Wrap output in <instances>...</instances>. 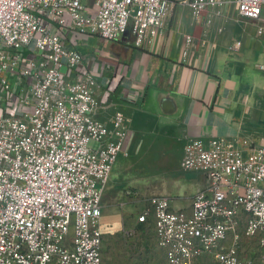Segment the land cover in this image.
<instances>
[{
  "label": "built area",
  "instance_id": "obj_1",
  "mask_svg": "<svg viewBox=\"0 0 264 264\" xmlns=\"http://www.w3.org/2000/svg\"><path fill=\"white\" fill-rule=\"evenodd\" d=\"M179 3L196 15L224 4ZM173 6L93 0L89 12L85 0H0V264H103V198L119 157L129 155L130 131L123 112L110 125L95 116L97 77L65 37L80 32L107 44L131 30L144 49ZM236 6L256 20L264 0ZM240 145L222 138L186 144L184 170L206 180L189 214L167 197L150 198L139 223L154 215L166 264H253L243 234L264 255V144L248 153L249 143Z\"/></svg>",
  "mask_w": 264,
  "mask_h": 264
},
{
  "label": "crops",
  "instance_id": "obj_2",
  "mask_svg": "<svg viewBox=\"0 0 264 264\" xmlns=\"http://www.w3.org/2000/svg\"><path fill=\"white\" fill-rule=\"evenodd\" d=\"M169 1L171 15L144 49L135 47L131 30L107 44L80 32L65 37L70 49L89 57L87 69L97 77L95 116L110 125L120 111L130 133L145 134L153 126L155 132H172L184 145L196 139L222 138L238 146L247 141L248 153L264 144V71L259 68L264 65V6L253 20L239 15L237 0H221L220 9L199 15L180 0ZM85 5L92 12L93 0ZM131 145L116 164L130 157ZM205 187L204 176L187 173L165 197L173 210L189 214L194 196ZM190 196L189 205L174 203L173 197ZM110 210L105 212L103 204L102 232L103 222L118 216Z\"/></svg>",
  "mask_w": 264,
  "mask_h": 264
},
{
  "label": "rangeland",
  "instance_id": "obj_3",
  "mask_svg": "<svg viewBox=\"0 0 264 264\" xmlns=\"http://www.w3.org/2000/svg\"><path fill=\"white\" fill-rule=\"evenodd\" d=\"M171 133L155 132L153 126L145 134L131 131L130 157L116 164L103 198L105 212L111 209L118 214L106 224L102 217L103 264H166L157 245L154 215L150 213L145 224L139 218L150 210V198L174 192L179 178L189 173L182 166L186 144ZM191 197L173 199L186 206ZM256 247L257 242L243 234L245 257L253 264H264V255Z\"/></svg>",
  "mask_w": 264,
  "mask_h": 264
}]
</instances>
